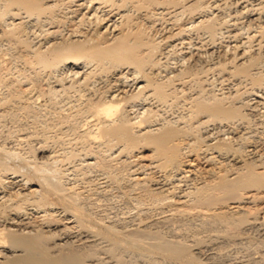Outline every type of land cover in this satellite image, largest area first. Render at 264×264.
Segmentation results:
<instances>
[{
  "label": "bare ground",
  "instance_id": "1",
  "mask_svg": "<svg viewBox=\"0 0 264 264\" xmlns=\"http://www.w3.org/2000/svg\"><path fill=\"white\" fill-rule=\"evenodd\" d=\"M126 1L0 0V39L4 35L10 42L13 39V44L20 43L22 48H18L16 55L22 62L32 66V71L30 67L28 69L32 72V82L44 70L53 79L48 81L50 77H47L45 82L48 104H39L37 98L40 91L36 95L28 94L26 88L19 87L20 82L17 85L18 78L17 82L14 78L11 79L13 82L7 79L6 75L8 72L10 74L13 66L3 63V48L0 46V122L5 117L11 118L14 111H20L31 120L39 122V127L35 128L39 136L35 137L37 146L21 136L14 140L24 143L27 141L24 151L18 152L12 146L6 147L3 142L0 143V264H257L264 254V133L262 130L260 136H254L257 131L254 135H249L248 132H241L244 129L239 130V124L243 122L241 120L244 115L246 118L240 107L247 105L252 109L264 95L263 72L256 70V66L253 67L260 62L264 64V44L258 41L253 48L254 52L252 51L254 54H246L242 45L245 41L234 38L239 29L235 27V23H238L235 22L236 17L232 16L225 26L229 37L233 36V53L231 61H226L228 64L225 61L219 62L218 59L192 69L193 64L187 61L178 64L165 61L161 63L160 57L155 54L158 50H164L157 48L160 41H164L169 48L177 43L181 44L183 33L193 27L201 28L209 40L221 33L220 24L224 19L216 11L217 3L212 0L206 5L203 0H176L179 7H169L165 5L168 0H140L141 4L149 6L142 14L151 16L152 19H159L158 16L165 13L174 19L190 5L198 8L197 15L189 20L170 22L174 27L168 28L169 33L163 36L166 37L163 40L153 35L142 36V30H137L139 27L134 28L136 32L132 36L128 34L132 26L129 25L130 29L127 31L121 25L125 21L129 22L131 14H128L130 5L127 3L126 6ZM236 3L235 10L244 13L248 21L261 16L264 22V10L257 11V8H264V0H240ZM143 7L142 5L141 8ZM136 11L138 10L135 13ZM71 13L78 15L77 19L87 21V24L83 29L79 25L81 30L77 28L78 32L74 27L75 31L68 29L69 31L63 32L60 24L65 21L62 18ZM152 19L149 20L152 22ZM84 21H81V25ZM37 22L45 24L43 29L47 36L41 40L34 39L35 35L29 32L30 26ZM35 26L36 24L33 27ZM147 26L152 27L150 24ZM27 32L33 35V39ZM170 33L171 36L175 33L179 36L169 38ZM208 70L217 71L218 74L220 72L227 78L236 77V83L244 82L246 86L240 91L242 97L245 92L246 96L253 95L254 98L242 100L236 87L233 88V93L232 88L231 91H224L225 93H216L210 89V83V87L206 88L201 83L204 82L201 74ZM17 72L21 73L19 70ZM63 72L68 75V80L64 79ZM181 75H187L188 81H196L197 90L192 96L185 95L187 101L183 102L186 103L185 109L179 119L165 117L162 113V116H157L156 111L160 109L161 103L173 101L171 95L178 91L173 81H178L177 78L183 77ZM24 76V73L21 74V77ZM96 79L103 83V89L100 90L101 86L99 89L94 87ZM23 81L28 82L29 79ZM70 87L79 88V91L80 87H86L90 92L86 91L85 96L82 95L77 103L74 102L76 104H71V111L68 109V112L61 113L60 107L62 109L66 101L62 106H55V99ZM180 96L179 98L182 97ZM236 96L240 99L236 100ZM185 97L183 94V98ZM163 104L162 106L165 105ZM46 106L48 111L58 109L56 112L60 114V120L54 119L58 116L57 113L55 117L52 114L54 118L50 117V120L47 117L41 119L42 113L47 111ZM252 111L256 113L254 109ZM40 112L42 113L39 114ZM61 121L65 123V128L60 125ZM245 122L248 129L249 122ZM184 137L188 140L182 143ZM66 141L78 149H73L72 145H58L61 150L54 153L46 147L50 143L62 144ZM32 151L39 156L35 157ZM143 151L147 153L143 154ZM75 156L79 157V165L98 169L103 178L106 177L109 181H119L126 176L121 175L120 169L118 172L117 166L107 162L110 159H116L121 165L127 164L129 168L135 163L139 168H148L149 172L150 169L159 171L158 176L150 175L151 172L138 176L128 170V176L125 177L129 185H138L143 191L132 197L135 214L141 216V219L136 223L130 221V224H125L124 220L123 224L115 221V218L107 220L104 214L92 213L90 202L84 198L86 196H81V192L80 195L79 191H74L72 185H69V170L59 163L61 159ZM199 159L203 163L200 164L202 161ZM198 173L203 177L199 176L201 180L196 181ZM142 195L146 196L149 205L147 202L145 204ZM151 209L157 210L154 217L148 215ZM175 222L180 223L179 228L183 222L188 227H192L195 222L201 230L207 228L209 233L212 232L208 238L206 236L207 240L219 237L220 240L216 239V242L221 244H239L245 240L248 230H256L259 237L255 244L263 250H256L257 255L252 260L246 258L250 262H245L244 259V262H235L233 258L232 262L228 258L224 263H218L220 260H213L210 251L217 245L209 246V240L205 242L201 234L197 236L199 233L193 235L195 231L192 233V230L189 232L192 234H188L191 236L189 239H183L185 236L179 238L177 231L172 232L168 228ZM162 226L165 230L161 229ZM184 232L183 235L187 234ZM245 241L249 245L254 243ZM223 246L226 248V245Z\"/></svg>",
  "mask_w": 264,
  "mask_h": 264
},
{
  "label": "rangeland",
  "instance_id": "2",
  "mask_svg": "<svg viewBox=\"0 0 264 264\" xmlns=\"http://www.w3.org/2000/svg\"><path fill=\"white\" fill-rule=\"evenodd\" d=\"M130 1V2H129ZM133 1H134V3H133ZM127 0L126 1V6H127V3H128V5H130V6H128V8H129V11H128V14H130L129 16H130V18H129V22L128 21H125V22H123V24L121 23V25H123V27H126V28H124L123 30L125 31V29L127 30V31H129V29H130V26H132L131 27V29H130V32H132V33H128L127 31H125V32H127L130 36H132L133 35V33H135L136 32V30L134 29V28H136L137 29V27H139V29H137V30H139L140 31V29L142 30V32L143 33H141V35L143 36V35H145V36H149V37H152V35L153 36H155V37H161L163 40H165L166 39V37H164L163 38V36H165V34L166 33H169V32H167V30H168V28L170 27V29L172 28V26H173V22L172 21H174L175 23L177 22V23H179V22H185V21H187V20H189L192 16H196L197 15V13H198V11L196 10V9H198V8H196L195 6H193V5H190L188 8H184L183 9V11H181L180 13H179V15H176V17H174V19H173V16L172 17H170L169 18V14L167 15V13H165V14H163V15H160V17L158 16V18L159 19H157V17H156V19H155V17H154V19H152V18H150L151 16H145L144 14H142V12H143V10L144 9H147V8H149V6L148 7H146L145 6V4H141V2H140V0ZM136 1V2H135ZM139 1V2H138ZM169 1V0H168ZM168 1H167V3L165 4V5H168L169 7L171 6V7H173V5H174V7H176V6H178L179 5V3H177V1L175 0V1H169V3H168ZM189 2L190 1H193V0H188ZM208 1H212V0H203V4H209V3H207ZM238 1H240V0H213V2L215 3H217V7L218 8H216V11L218 12V14H219V16H220V14H222L221 16H220V18L221 19H224V21L220 24V28L222 27V29H220L221 30V33H219L217 36L215 35L212 39H207V36H206V33H204V31L201 29V28H198V27H195V29H194V27L193 28H191V30H188V32L187 31H185L183 34V39H182V42H181V44L180 43H177V44H175V45H173L171 48H169V47H167V45H165L163 42H161L160 41V44H159V47H157L158 49H162L163 51H161V50H158V52L156 51L155 52V54L157 53V57H160L159 58V60H161L162 62L161 63H164V61H165V63H183L182 61H184V63H185V61H187V62H189V63H192L193 64V66H192V69L193 68H196V66L198 67V65H207V64H211L212 62H214L215 60H218L219 59V62H228V61H231L230 59H231V54L233 53V50H232V48H231V45L233 44V36H230L229 37V35L226 33V31H225V29L227 28V27H225L226 26V24L230 21L229 19L232 17V16H234V17H236L235 18V22L237 21L238 23H235V27L237 28V29H239V30H237L236 32V37L234 36V38H239L240 40H244L245 42H243V47H244V49H245V53L246 54H254V53H252V51L254 52V50H253V48H255V46H256V43L258 42V41H260V43L261 44H264V22H263V20H262V17L261 16H259L260 18H255L254 19V21H252V20H250V21H248L247 20V18L245 17V15H244V13H242V12H240V11H238V10H235L236 9V2H238ZM246 1V0H245ZM254 2V0H247V2ZM108 3V2H107ZM139 3V4H138ZM173 3H175V4H173ZM67 4H68V2H67ZM136 7V9L133 7V5ZM140 4H141V6L143 5L144 7H143V9L141 8V6H140ZM172 4V5H171ZM177 4V5H176ZM220 4V5H219ZM64 5H66L65 3H64ZM132 5V6H131ZM138 5V6H137ZM260 6H262V5H260ZM259 6V7H260ZM119 7H122V6H120L119 5ZM179 7V6H178ZM195 9H194V8ZM132 8H133V10H132ZM138 8H140V9H142V11L140 12L139 11V9ZM218 9L220 10V11H218ZM130 10H132V11H130ZM135 10H138V11H136V13L140 16L141 14V16L139 17L136 13H135ZM187 10V11H186ZM190 10V11H189ZM262 11L263 12V10H264V8L262 7H260V8H257V11ZM194 11V12H193ZM236 11V12H235ZM140 13V14H139ZM147 15V14H146ZM67 17L65 18H62V20L63 21H65V22H63V21H61V22H63L64 23V25H62V24H60V28H62V30H63V32L64 31H69V30H72V31H77L78 32V30H81V28L82 27H85L86 26V24H87V21H84V19H77L78 18V15H73L72 13L71 14H68V15H66ZM133 16V17H132ZM178 16V17H177ZM181 16V17H180ZM165 17V18H164ZM238 17V18H237ZM68 18V19H67ZM135 18V19H134ZM144 18L146 19V20H144ZM168 18V19H167ZM65 19V20H64ZM67 19V20H66ZM134 19V20H133ZM147 19H148V22H147ZM152 19V22L150 21V20ZM176 19H178V20H176ZM131 20V21H130ZM227 20V21H226ZM241 20V21H240ZM69 21V22H68ZM80 21V22H79ZM81 21H84L83 22V24L81 25ZM135 21V22H134ZM137 21V22H136ZM162 21V22H161ZM72 22V23H71ZM128 22V23H127ZM132 22H133V24H132ZM170 22H172V23H170ZM225 22V23H224ZM37 23H39V22H37ZM37 23H35L36 24V26L35 27H33L34 25L32 24V26H30V30L31 31H29V32H31L33 35H35V37H33V35L30 33L29 34V32H27L28 33V35H29V37L30 38H34V39H43L44 37H46L47 36V33L46 32H44L45 30L43 29V27L45 28V24H41V23H39V24H37ZM85 23V24H84ZM152 23V24H151ZM155 23V24H154ZM224 23V24H223ZM42 26H41V25ZM78 24V25H77ZM132 24V25H131ZM138 26H137V25ZM148 24H150L152 27H149V26H147ZM168 24V25H167ZM223 24V25H222ZM236 24H237V26H236ZM79 25L81 26V28H79ZM130 25V26H129ZM133 25H135V26H133ZM163 25V26H162ZM175 25V24H174ZM222 25V26H221ZM78 26V27H77ZM128 26H129V28H128ZM76 28L75 30H74V28ZM143 27V28H142ZM174 27V26H173ZM34 28V29H33ZM77 28H78V30H77ZM167 28V29H166ZM198 28V29H197ZM69 29V30H68ZM83 29V28H82ZM133 29V30H132ZM196 30V31H194V30ZM199 29H201V30H199ZM33 30V31H32ZM61 30V31H62ZM147 31V32H146ZM257 31V32H256ZM145 32V33H144ZM223 32V33H222ZM44 33V34H43ZM159 33V34H158ZM188 33V34H187ZM37 34V35H36ZM46 34V35H45ZM171 34L172 33H170V34H168V37L170 38V37H175V36H179L177 33H175V34H173L172 36H171ZM187 34V35H186ZM42 35V36H41ZM39 36H41V37H39ZM249 36H250V38H249ZM3 37V38H2ZM185 37V38H184ZM232 37V38H231ZM32 38V39H33ZM201 38V39H200ZM214 39V40H213ZM1 42H0V46L3 48V49H1V50H3V51H1V52H3V55H2V57H3V63H5V64H8V65H11V66H13V68H11L10 69V74L12 75H10L9 74V72H8V75H6V77H7V79L8 80H10V81H16L17 80V78H18V82H17V85L19 84V82H20V84H19V87L21 88V89H25V91H26V93H28V94H34V95H36L39 91H40V96L38 95V98H37V101H38V103L39 104H48V102L47 101H49L48 100V97H47V94H46V91H45V88H46V84H45V82L48 80V78L47 77H50L49 78V80L48 81H53V79L51 80V76H48V71L47 70H44V71H40V73H38V75L37 76H39V74H43L42 76L40 75L39 77H37V80H34L33 82L31 81V77H32V75H31V73L32 72H30L28 69H29V67H30V70L32 69V66H30V63H24V62H22V60L20 59V57L19 56H17L18 54V52H19V49L20 48H22V46H20V43H18L17 42V44H16V42L13 44V42H14V40L13 39H11V42H10V39H9V41H8V38H7V40H6V36L4 37V35L3 36H1ZM212 40H213V43H212ZM184 42V43H183ZM200 42H202L201 44H199ZM179 44V45H178ZM162 45H164V46H162ZM181 45V46H180ZM199 45H201L202 47H200ZM11 46V47H10ZM18 46H20V47H18ZM160 46H161V48H160ZM213 47V48H211V49H209V48H206V47ZM10 47V48H9ZM174 47V48H173ZM195 47H197L198 48V50L199 51H197V48H195ZM215 47V48H214ZM262 47L264 48V45H262ZM19 48V49H18ZM168 49V50H167ZM170 49V50H169ZM196 49V50H195ZM213 49V50H212ZM17 50H18V52H17ZM168 52H167V51ZM220 50V51H219ZM247 50V51H246ZM159 51H161V52H159ZM194 51L195 52H197V53H194ZM224 51V52H223ZM7 52V53H6ZM165 52V53H164ZM202 52V53H201ZM161 55H160V54ZM213 53V54H212ZM221 53V54H220ZM225 53V54H224ZM17 54V55H16ZM182 54H184V55H182ZM197 54V55H196ZM223 54H224V56L225 57H227V59H225L224 60V56H223ZM159 55V56H158ZM196 55V56H195ZM200 56L199 58L197 57V56ZM209 55V56H208ZM219 55L221 56V57H219ZM227 55V56H226ZM5 56H6V58H5ZM17 56V57H16ZM162 56V57H161ZM167 56V58L165 59V57ZM182 56H183V58H182ZM185 56V57H184ZM219 57V58H218ZM223 57V58H222ZM230 57V58H229ZM187 58V60H185ZM194 58H195V60H194ZM220 58H222V59H220ZM229 58V59H228ZM184 59V60H183ZM199 59V61H196V60H198ZM220 60H222V61H220ZM8 62V63H7ZM11 62V63H10ZM186 62V63H187ZM196 62V63H195ZM226 62V64H228ZM14 64H16V65H14ZM32 64V63H31ZM259 64H261V66H259ZM19 65V66H18ZM14 66H16V67H14ZM21 66V67H20ZM23 66H24V68H23ZM255 66H256V70H258L259 72H263L262 74H263V78H264V64L262 65V63L260 62V63H258V64H254V68H255ZM258 66V67H257ZM261 68V69H260ZM16 69V70H15ZM20 69H22V70H20ZM24 69H26V70H24ZM12 70H14V71H12ZM17 70H19L21 73H19V72H17ZM261 70V71H260ZM25 71H26V73H25ZM32 71V70H31ZM46 71V72H45ZM12 72H15V73H12ZM29 72V73H28ZM217 71H209L208 70V72L206 71V72H203V74H201V79H204V82L202 81L201 83H202V85L203 86H206V88H209L210 86L209 85H211V87L212 88H210V89H213L212 91H214V92H226V91H228V90H230L231 91V88H232V93H233V88H238L239 90V93H240V91H242V90H244V87H246V86H244V82L242 83V84H238V83H236V77H229L228 76V78H227V76H225V75H222V73H220L219 72V74L218 73H216ZM23 73H24V75L25 76H27V77H21V74L23 75ZM45 73V74H44ZM66 73V72H65ZM64 72L62 73V74H64L65 75V78H64V75H61V76H63V78L65 79V80H68V78H67V76L68 75H66ZM208 73V74H207ZM260 73V74H261ZM16 74H18V75H16ZM20 74V75H19ZM261 74V75H262ZM29 75V76H28ZM45 75V76H44ZM47 75V76H46ZM9 76V77H8ZM11 76V77H10ZM31 76V77H30ZM181 76H183V75H181ZM205 78H204V77ZM20 77L23 79V80H25L26 79V81H28V79H29V81L30 82H32V83H30L29 81L28 82H24L22 79H20ZM46 77V78H45ZM208 77V78H207ZM214 77V78H213ZM222 77V78H221ZM14 78V80H11V79H13ZM39 78V79H38ZM41 78H43V79H41ZM177 78V77H176ZM186 78H189L187 75H185V76H183L182 78H177V80L179 81V80H181V81H173V83H175L174 85H175V87H176V89H178V91L176 90L175 92H176V94H172L171 96H172V99H173V101H171V102H169V101H167V103H161L160 104V109H159V106H158V109L159 110H157L156 112L158 113L157 114V116L158 115H160V116H162V114H163V116H165V117H176V118H180V116L179 115H181L183 112H184V104H186V103H183V102H185V101H187V99H186V97H188V96H192L193 94L192 93H194L196 90H197V84H195V82H193V81H188V79H186ZM207 78V79H206ZM224 78H227V79H225L224 80ZM235 78V79H234ZM47 79V80H46ZM209 79V80H208ZM231 79V80H230ZM22 80V81H21ZM42 80V81H41ZM184 80H187L186 82L184 81ZM190 80V79H189ZM208 80V81H207ZM228 80V81H227ZM37 81V82H36ZM210 81H213L212 83L210 82ZM224 81V82H223ZM16 82H14L15 84H16ZM36 82V83H35ZM178 82V83H177ZM185 82V83H184ZM192 82V83H191ZM205 82H207V84L205 83ZM223 82V83H222ZM30 83V84H29ZM33 83H34V85L35 86H33ZM181 83H182V85H181ZM210 83V84H209ZM235 83V84H234ZM38 84H40L39 86H38ZM95 85H94V87L95 88H100V86H101V88H100V90L101 89H103L102 87H103V83L100 81L99 82V80H97L96 79V81H95V83H94ZM209 84V85H208ZM232 84V85H231ZM235 86H234V85ZM237 84H238V86H237ZM20 85H22V86H20ZM170 85V84H169ZM181 85V86H180ZM178 86H179V88H178ZM230 86V87H229ZM40 87V89H42V90H44V91H42V90H40V89H38ZM88 87V86H87ZM168 87H170V86H168ZM241 87V88H240ZM71 89H68V88H66L63 92H61L60 94H59V96L63 99H60V97L59 96H57L56 97V99H55V103H54V105L55 106H60V104H61V106L64 104L63 102H65L66 101V105L64 104L63 106H62V109H64V108H66L65 110H62L61 109V107H60V112L62 113V112H68L69 110L71 111V104L72 105H74V104H76L77 103V101H79L81 98H82V95H86L88 92H90V90H88V89H86V87H84V88H82V87H80V91H79V88H75V87H70ZM230 88V89H229ZM78 89V90H77ZM85 90V92H83L84 90ZM228 89V90H227ZM76 90V91H75ZM181 92H180V91ZM79 92V96H78V92ZM82 91V92H81ZM86 91H87V93H86ZM92 91V90H91ZM184 91V92H183ZM43 92H45V93H43ZM66 92V93H65ZM180 92V93H179ZM183 92V93H182ZM190 92V93H189ZM224 92V93H225ZM63 93H65V95L63 94ZM82 93V94H81ZM61 94H63V95H61ZM180 94H181V96H180ZM183 94H184V97H185V95H186V97L185 98H183ZM191 94V95H190ZM242 93H240L238 96H240V97H242V95H241ZM81 95V96H80ZM176 95V96H175ZM63 96V97H62ZM175 96V97H174ZM179 96L181 97V98H179ZM245 96V97H244ZM176 97H178V98H176ZM240 97H238L237 98V96H236V100H239L240 99ZM75 98V99H74ZM80 98V99H79ZM245 98V99H244ZM247 98H250V99H253L254 97H253V95H249V96H246V93L245 92H243V97L241 98L242 100H247ZM262 98V99H261ZM260 99H259V102H258V104H256L255 105V107H253L252 109L250 108V106H247V105H245V107H244V105H242L241 107H240V110H241V112H243V114H246V118H245V115H244V118L241 120V122L242 123H240L239 125L242 127H240L239 128V130L241 131L242 129H246L247 128V126H246V124H244V122H245V120L246 121H248V122H245V123H248L247 125H248V129H246V131H244V130H242L241 132H245V133H247V134H249V135H254L255 133H256V131H257V134H255L254 136H256V135H258V136H260V134H262V133H264V95H262V97H261ZM58 99V100H57ZM178 99V100H177ZM185 99V100H184ZM71 100V101H70ZM175 100H177V101H175ZM182 100V101H181ZM263 100V101H262ZM59 101H61L60 103H59ZM69 101V102H68ZM175 101V102H174ZM260 101H261V103H260ZM74 102H76V103H74ZM173 102V103H172ZM57 103V104H56ZM59 103V104H58ZM63 103V104H62ZM74 103V104H73ZM168 103H169V105H168ZM162 104L164 105V106H162ZM170 104H172V105H170ZM53 105V106H54ZM68 105V106H67ZM166 105H168V106H166ZM183 105V106H182ZM247 106V107H246ZM47 108H45V110H47L48 111V106H46ZM70 107V108H69ZM249 107V108H248ZM162 108V109H161ZM247 108V109H246ZM69 109V110H68ZM243 109V110H242ZM248 109H250V110H248ZM254 109V111H256V113L255 112H253L252 110ZM256 109V110H255ZM41 111H43V110H41ZM47 111H45V112H43L44 113V115H43V113L42 112H40L39 114H41L42 113V115L40 116L41 117V119H47V118H49V120H50V117H52V118H54L55 117V114L57 113L56 111H58V109H54V110H49L48 112ZM160 111V112H159ZM244 111L246 112V113H244ZM249 111H251V112H249ZM20 112V111H19ZM16 112V111H14L13 112V114L14 115H12L13 116V118H12V116H11V118L9 117H7L8 119H6V117L3 119V120H1V121H3V122H0L1 124H0V143L1 142H3L4 143V145L6 146V147H11L12 146V148H14V150L16 149L18 152H21V151H24L25 150V147H26V145H25V143H27V141H29L31 144H33L34 146H37L38 144L36 143L37 142V140H35L37 137H39L37 134H36V132L37 131H35V130H37V129H35V128H37V127H39L38 126V124H39V122L38 121H36V120H31V118L30 117H26L22 112ZM52 112V113H51ZM55 112V113H54ZM18 113H19V115H18ZM47 113H49L50 115L48 116L47 115ZM162 113V114H161ZM252 113V114H251ZM255 113V114H254ZM259 113V114H258ZM52 114H53V116H52ZM58 114V113H57ZM249 114V115H248ZM262 114V115H261ZM24 115V116H23ZM178 115V116H177ZM251 115V116H250ZM60 116V114H58V116L56 115V117L54 118V119H58V120H60L59 117ZM156 116V117H157ZM248 116V117H247ZM47 117V118H46ZM250 117V118H249ZM178 118V119H179ZM62 120V119H61ZM13 122V123H12ZM62 122V121H61ZM16 123V124H15ZM60 125L62 126L63 125V127L62 128H65V123L64 122H62V124L60 123ZM245 125V126H244ZM15 126V127H14ZM12 129V130H11ZM250 129H253V130H255V131H252V130H250ZM257 129V130H256ZM248 130V131H247ZM263 130V131H262ZM253 132V134H252V132ZM261 131H262V133H261ZM31 132H32V134H31ZM34 132H35V134H34ZM213 132H216V131H213ZM22 133V134H21ZM260 133V134H259ZM8 134V135H7ZM216 133H214V135H215ZM17 136H21L22 138H24L25 140H27L25 143L23 142V141H21V142H17V141H15L14 139H16L17 138ZM31 137H33V138H31ZM36 137V138H35ZM187 138V137H186ZM30 139V140H29ZM34 139V140H33ZM32 140V141H31ZM188 140V138L187 139H185V137L183 138V141H182V143H184L185 141H187ZM66 143V144H65ZM181 143V144H182ZM7 144V145H6ZM24 144V145H23ZM51 144V147L49 146ZM50 144H47L48 146H46L47 147V149H48V147H49V150H51V151H54V153L56 152V150H57V152H59L61 149L59 148V146L58 145H60V146H62V147H70L71 145H72V147H73V149H78V148H75L74 146L75 145H73L72 143H70V142H63L62 144H55V143H53V145H52V143H50ZM65 144V145H64ZM23 145V146H22ZM18 147V148H17ZM76 147H78L77 145H76ZM19 149V150H18ZM54 149V150H53ZM15 150V151H16ZM21 150V151H20ZM35 152H37V150H34ZM34 151H32L33 153H34ZM208 151H211V150H208ZM147 152L146 151H143V154H146ZM37 154V155H36ZM34 156L35 157H38L39 155H38V153H34ZM78 158L79 157H77V156H75V157H71V159L70 158H67V159H61V161L59 162V163H62V166H64V167H67V171L70 173L69 174V177H70V183H69V185L71 186V187H73L72 189H74V191H79V194H80V192H81V196H86V197H84L85 199H86V201L91 205L90 206V208L92 207V213L93 212H98V213H100V214H104V216H105V218L107 219V220H111V219H114L115 218V221L117 220V222H121V223H123V221L124 220H126V222L124 221V223L125 224H130L131 222L132 223H136L137 221H138V219H141V216H137L136 214H135V212H136V208H135V206H134V202L132 201V197H134V196H137V195H140V193L139 192H141L142 190L139 188V186L137 185H134V184H132V185H129L128 183H127V181H126V176H128V170H131V172H134V173H136L137 175L139 174V175H142L143 173H149L150 174V172H151V174L150 175H154V176H158L159 175V171H157V170H153V169H150V172H149V169L148 168H146L147 170H145V167H138L137 165H134V164H132V166H131V168H129V166L127 165V164H120V163H117L116 162V159H110L109 161H107V162H109V164L110 165H115V166H117L118 168H116L117 170L118 169H120V170H118V172L120 171V173H121V175L124 177L125 175V177L124 178H122V179H120L119 181H113V180H108L106 177L105 178H103L104 176H103V174H100V172L101 171H99L98 169H96V168H86V167H83V166H81V165H79V162H78ZM132 158V157H131ZM69 159V160H68ZM108 160V159H107ZM200 161H202V162H200V164L201 163H203V160H201V159H199ZM73 163V164H72ZM118 165H117V164ZM76 164V165H75ZM136 166V167H134V166ZM123 166V167H122ZM68 167H69V169H68ZM133 167V168H132ZM199 167H201V166H199ZM128 168V169H127ZM71 169V170H70ZM73 169V170H72ZM132 169H133V171H132ZM144 170V171H143ZM153 170V171H152ZM126 171V172H125ZM139 171H141V172H139ZM157 171V172H156ZM82 173V174H81ZM89 173V174H88ZM134 173H132V175L133 176H137L136 174L134 175ZM156 173V174H155ZM83 175V176H82ZM138 175V176H139ZM74 176V177H73ZM199 176H201V178L203 177L202 176V174H200L199 175V173L197 174V177H198V179L196 180V181H199V180H201V178L199 177ZM76 178V179H75ZM90 178V179H89ZM95 178V179H94ZM97 178V179H96ZM99 179V180H98ZM72 182V183H71ZM75 183V184H74ZM130 183V182H129ZM133 185H134V188H133ZM100 187V188H99ZM132 187V188H131ZM76 189V190H75ZM140 189V190H139ZM120 192V193H119ZM143 192V191H142ZM92 194V195H91ZM130 194V195H129ZM143 197L142 198H144L145 199V204H147V205H149V201L147 200V198H146V196H144V195H142ZM126 197V198H125ZM132 202V203H131ZM147 202V203H146ZM127 203V204H126ZM95 205V206H94ZM144 206H146V205H144ZM109 209V210H108ZM96 210V211H95ZM152 210V211H151ZM149 212V216H155V212L157 211L156 209H151ZM153 210H154V212H153ZM150 214H153V215H150ZM135 215V216H134ZM119 218V219H118ZM123 219V220H122ZM131 221V222H130ZM195 222L198 224V222L195 220ZM194 222V223H195ZM123 223V224H124ZM184 223V224H183ZM181 225H180V228H179V224L180 223H172L173 225H175V226H173L172 224H170L169 226H168V228H169V230L170 229H172L173 231L172 232H175V231H177V233H176V235L180 238V237H184L183 239H189L191 236V234L195 231V233H193V235H196V233H199V234H197V236L199 237L200 236V234L202 235L201 237H203V240H205V242H207L208 240V242L210 243L209 244V246H211V247H213V245H217L216 247L214 246V249L213 248H211L210 249V251L212 252V255H213V260H217V261H219L218 263H224V261L225 260H229L228 258H230V260L232 259V260H234L235 262L236 261H239L240 262V260H242L241 262H248L249 260H252V257H256V250H258V249H261L262 247L261 246H257L256 244H255V241H257V238L259 237L258 236V234H257V232H255V231H253L252 229V232H251V230L249 231L248 230V232L246 233L247 234V236H246V238H248V239H246L245 238V240H249L248 242L250 243V244H252L251 242H254L253 244H255V245H249L244 239V241L242 242V243H245V245L243 244L242 246L240 245V244H242L241 242H239V244H233V243H229V242H225V244L224 243H219V242H216L218 239H219V237H218V239L217 238H214L215 240H213V239H211L210 240V238L207 240V238H208V236H209V234H211L212 232H210L209 233V231L210 230H208L207 228H205L206 229V231H207V233H206V231H205V229H204V231L203 230H201L202 228H200L199 227V225H197L196 223H195V225H194V223H193V225H192V227H188V225H185V222H183ZM177 224H178V227H177ZM173 227H172V226ZM182 225L184 226V227H182ZM187 226V227H186ZM196 228H195V227ZM198 226V227H197ZM164 228V229H163ZM174 228V229H173ZM179 228V229H178ZM187 228V229H186ZM191 228V229H190ZM195 228V229H194ZM198 228V229H197ZM162 230H165V227H163L162 226V228H161ZM177 229V230H176ZM185 230V232L187 233V234H185V232H184V230ZM189 230V231H188ZM192 230V231H191ZM196 230H197V232H196ZM199 230V231H198ZM192 232V233H189V232ZM201 231V232H200ZM178 232H180L182 235H183V233L182 232H184V234L185 235H183V236H181ZM256 233V235L254 234V233ZM252 233V234H251ZM175 234V233H174ZM188 234H190L189 236H188ZM207 234V235H206ZM249 234H251V235H249ZM253 235V236H252ZM255 235V236H254ZM206 236H207V238H206ZM252 236V237H251ZM257 236V237H256ZM205 237V238H204ZM250 237V238H249ZM253 237H254V239H253ZM217 239V240H216ZM251 239H253V240H251ZM220 240V239H219ZM218 240V241H219ZM250 240H251V242H250ZM212 241H214V242H216L217 244H215V243H213ZM213 244H212V243ZM221 244V245H220ZM231 246H230V245ZM219 245V246H218ZM223 245H226V248L223 246ZM235 247H234V246ZM222 246V247H221ZM239 246V247H238ZM256 246V247H255ZM221 247V248H220ZM258 247V248H257ZM215 248H216V250H215ZM224 248V249H223ZM257 248V249H256ZM263 248H264V246H263ZM263 248H262V250H263ZM255 249V250H254ZM217 250H219V251H217ZM223 250H225V252L223 251ZM219 252V253H218ZM219 255H218V254ZM226 253V254H225ZM216 254V255H215ZM221 254V255H220ZM224 254H225V256H224ZM251 254H252V256H251ZM256 254V255H255ZM218 255V256H217ZM226 255H228V256H226ZM249 255V256H248ZM255 255V256H254ZM249 258H248V257ZM250 256H251V258H250ZM222 257H223V259H222ZM234 257L236 258V259H234ZM245 257V258H244ZM262 257L264 258V254L262 255ZM215 258H218V259H215ZM220 258V259H219ZM227 258V259H226ZM238 258V259H237ZM249 259L248 261H247V259ZM261 259V260H256L257 261V264H264V259ZM243 259H244V261H243ZM231 260V261H232ZM259 261H261V262H259ZM233 262V261H232ZM250 262V261H249ZM128 264H129V262H127ZM126 262L124 263V264H127ZM255 264H256V262H254ZM130 264H134V262H131ZM135 264H136V262H135ZM138 264V263H137Z\"/></svg>",
  "mask_w": 264,
  "mask_h": 264
}]
</instances>
